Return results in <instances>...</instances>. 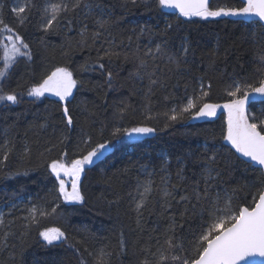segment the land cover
<instances>
[{
    "label": "trees",
    "instance_id": "1",
    "mask_svg": "<svg viewBox=\"0 0 264 264\" xmlns=\"http://www.w3.org/2000/svg\"><path fill=\"white\" fill-rule=\"evenodd\" d=\"M45 2L20 0V5L29 3L34 7L30 10L27 23L19 27L18 20L10 11L15 6V0H0V15L6 24L17 28L24 36L33 54L30 62L21 59L0 85L4 92L16 89L25 94L18 104L0 102V159L6 150L4 141L7 139L14 145L8 160L0 165V213L5 215V224L9 220L14 221L11 231L15 234L9 240L10 245H15L14 249L10 247L6 250L0 246V264H80L81 257L86 264H105V258L96 255L101 248L111 253L107 257V264H140L145 259L143 249L146 248L156 253L154 257H149L152 261H159L161 253L170 257L175 253H170L167 245L160 247L154 239L159 236L163 245L162 233L168 227L167 214L161 211L154 193L148 207L138 218L134 203L137 182L151 178L154 185H160L161 177L165 175L160 169L168 167L171 182L176 184V161L183 156L187 159L184 176L190 184L193 179L199 178L203 163L201 154L205 150H210L209 155L212 152L218 154L220 169H224L226 163L237 165L222 176L218 184V190L238 189L232 199L233 208L253 203V196L264 187V175L258 167L239 163V154H235V150L223 140L225 114L220 113L212 119H187L165 128L163 113L174 104H185L186 96L199 95L201 77L205 85L211 84L210 89H205L209 95L203 102L217 105L230 99L227 92L232 90L230 86L233 80L248 83L258 80L255 70L260 65L255 62V57L258 49L264 46V35H261L257 23L243 17L210 18L207 21L199 17H179L172 10L157 9L154 0H149L148 8L142 4L133 6L127 0H99L115 22L110 29L115 43L120 45L123 41V48L117 50L129 51L127 37L134 36L142 26L150 31L138 41L134 38L131 49L135 50L138 44L143 50L150 41L159 43L160 33L167 23L174 26L167 33L169 52L179 54L182 37H188L191 42L194 55H189L181 70L167 64L166 57L158 61L162 72L157 76L168 78L167 87L157 86L151 96L146 97L149 81L147 77L140 79L130 75L135 72L136 63L131 56L127 61L121 58L110 66L114 79L109 89L97 71L81 67L92 64L97 55L95 49L100 44L90 48L77 47L79 24L71 32L62 29L49 33L41 31V13ZM48 2L59 3V0ZM211 3L213 7L241 6V0H211ZM94 16L95 13L86 18L81 14L77 19L91 26ZM213 53L214 64L211 62ZM55 67H69L74 77L83 84L79 90L74 89V98H70L69 107L75 121L71 129L64 126L57 98L45 96L34 100L26 95L28 88ZM121 102L129 106L122 118L115 115ZM247 111L257 118L252 122L264 119V100L250 103ZM147 116L152 118L146 119ZM138 126L154 127L156 131L147 136L133 134L132 137H118L112 151L94 165L87 166L81 177L85 196L83 203L67 204L56 199L55 178L50 175L47 164L60 158L64 151H67L69 159L76 158L79 153L75 146L81 140L82 132L90 134L94 142L103 143L116 128ZM62 136L66 140L64 144H59ZM25 145L29 150L28 155H24ZM189 152L193 153L190 158L186 156ZM165 157L170 160V166L164 164ZM143 165H147L149 170L154 169L155 175L148 177L142 173ZM25 171L27 175L22 174ZM17 172L21 174L14 177L8 175ZM212 175L215 176V172ZM54 200L59 205L57 213L43 218L40 228L60 227L66 232L68 241L45 247L35 226L30 233L21 236L25 232L22 225L27 223L23 220L28 215L27 209L32 204L50 209ZM13 205L16 208L13 209ZM10 209L12 214L8 215ZM183 209L184 206L180 205L175 212L177 222L184 225L183 231L177 229V235L190 240L189 230H197L201 220L198 216L180 220ZM121 231L125 241L123 251L120 246ZM72 243L81 249L80 254L68 247ZM88 253L93 255L89 256ZM161 264L174 262L169 259Z\"/></svg>",
    "mask_w": 264,
    "mask_h": 264
},
{
    "label": "snow or ice",
    "instance_id": "2",
    "mask_svg": "<svg viewBox=\"0 0 264 264\" xmlns=\"http://www.w3.org/2000/svg\"><path fill=\"white\" fill-rule=\"evenodd\" d=\"M127 2L133 6L142 4L145 8L149 7V0H127ZM154 6L160 10H172L178 13L179 17H199L205 21L210 18L243 17L249 22L257 23L261 35H264V0H241L239 7H213L211 0H154ZM32 7L34 4L25 3L24 5L17 4L10 9L18 20L19 27H23L27 23ZM85 10L87 11L85 12ZM93 13L95 16L91 26L77 19L81 14L87 18ZM41 14L40 30L44 33L54 32L57 29L71 32L73 27L79 24L78 35L80 39L76 41L77 47L90 48L100 44V47L95 49L97 55L92 64L81 67L84 70L97 71L109 89H111L114 79L110 66L120 61L121 58L127 61L131 56L136 61L135 72L130 75L140 79L147 77L149 84L145 96L149 97L155 87H167L168 78L162 79L157 76V73L162 72L158 61H162L166 57L167 64L175 65L177 70H181V66L187 63L189 55H194L191 42L186 36L181 38L178 55L168 51L167 33L174 27L171 23H167L160 33L159 43L150 41V44L146 45L143 50L137 44L135 50H132L130 46L134 38L138 41L150 31L146 26H142L138 33H134V36L127 37L129 51L117 50L123 48V41L120 42V45L115 43V38L111 36L110 32L115 22L99 0H59V3H50L46 0ZM102 38L104 39L102 40ZM89 41H91V45ZM32 58L31 47L24 36L20 34L17 28L6 24L0 15V64L3 65L0 67V85L8 78L12 69L21 59L30 62ZM211 62L215 63L214 53ZM255 62L260 65L255 70L258 80L253 81V83L233 80L230 86L232 90L227 92L230 99L222 106L203 102V99L209 95L205 89H210L211 84L209 82L205 85L204 78L201 77L199 95L186 96L185 104H174L172 108L163 113L166 118L164 127L167 128L171 123L187 119L213 117L216 115L217 108L223 107L227 110L226 132L223 135V140L231 146V149L235 150V154H239L237 156L239 163L259 166L264 170V119L252 122L257 118L254 115L250 116L246 107L253 99L264 100V46L258 49ZM154 76L157 78L153 79ZM254 84H258V86H254ZM82 86V82L74 77V73L69 67H55L28 88L26 95L34 100L45 97L46 94L58 98L57 103L60 105L64 126L71 129L75 121L71 114L72 109L69 107L70 98H74V89L79 90ZM24 95V93L17 92L16 89L4 92L3 87H0V102L18 104ZM128 110L129 106L121 102L115 115L122 118ZM151 118V116L146 117V119ZM41 127L44 126L41 125ZM155 131L156 128L148 126H138L131 129L116 128L110 133V138L103 143L94 142L90 134L82 132L81 140L75 146L76 152L79 153L76 158L69 159L67 151H64L60 158L53 159L47 164L50 175L55 178L56 199L67 204L83 203L85 196L82 192L81 174L85 172L86 166L94 165L112 151L115 148L114 142L118 140V137L124 135L132 137L133 134L147 136ZM65 140L66 137L62 136L58 143L64 144ZM4 146L6 150L0 159V165L8 160L9 153L14 148V145L7 139L4 141ZM209 151L205 150L201 154L203 163L199 178L193 179L190 184L184 176L187 159L183 156L178 157L176 161V178L178 181L176 184L171 182L168 167H161L160 169L161 172L165 173L161 177L160 185H154L151 178L137 182V195L134 197V203L138 218L142 216V211L148 207L155 193L160 202L161 211L167 214L168 227L162 233L163 245H161L159 236L154 239L157 245L160 247L167 245V250L170 253H175L170 257L161 253L159 261H152L149 257H154L156 253L152 252L150 248H146L143 249L145 259L140 261V264H161V262H167L169 259L174 264H240L241 261L244 264H264V261L255 259L257 255L264 257V188L258 190L253 196L251 205L233 208L232 199L238 189L224 188L218 190V184L221 177L230 173L237 165L226 163L225 168L220 169L218 167V154L212 152L209 155ZM28 154L29 150L25 145L24 155ZM192 155L191 152L186 154L188 158ZM170 163V160L165 157L164 164L170 166ZM141 171L148 177L155 175V170H149L147 165L141 166ZM213 172H215V176L212 175ZM20 174L17 172L8 175L14 177ZM22 174L27 175V171ZM180 205L184 206L183 212L180 213V220L190 219L192 216H198L201 220L197 230H189L190 240L177 235V229L183 231L184 228L182 223L177 222L175 215ZM58 207L59 205L55 203V200L50 209L32 204L27 209L28 215L23 217L27 223L22 225L25 232L20 235L24 236L26 233H30L31 228L35 226L38 230V237L45 247L66 243L68 236L60 227L40 228V221L43 218L55 216ZM12 208H16V205H13ZM11 214L12 209L9 210L8 215ZM13 223L14 221L9 220L5 224V215L0 213V236H2L0 246L6 250L10 247L15 248L14 244H9L10 238L15 235L11 231ZM137 223L139 226V219ZM5 228L8 230L4 231ZM120 236V246L123 251L125 248L123 231H121ZM68 247L77 254L81 252L75 243L68 244ZM157 250L159 251V248ZM84 251L87 252V249ZM12 255L15 259V252ZM88 255L93 254L88 253ZM96 255L98 258H105V264H107V257L111 256V253L101 248ZM80 264H86L83 257H81Z\"/></svg>",
    "mask_w": 264,
    "mask_h": 264
},
{
    "label": "water",
    "instance_id": "3",
    "mask_svg": "<svg viewBox=\"0 0 264 264\" xmlns=\"http://www.w3.org/2000/svg\"><path fill=\"white\" fill-rule=\"evenodd\" d=\"M260 100H261V99H259V98L253 99L252 101H250V102L246 105V107H247L250 103L255 102V101H260ZM222 105H223V104H221V106H222ZM226 112H227L226 109H224L223 107H219V108H217V110H216V115H215V116H213V117H208V118H198V120H202V119H212V118L218 116V114H220V113L225 114ZM254 167H258V168H260L259 166H254ZM260 169H261V168H260ZM261 171H262V173H263V175H264V170L261 169ZM263 188H264V187H263ZM245 259H248V258H245ZM255 259L258 260V261H264V257H259L258 255L255 257ZM240 264H244V262L241 261Z\"/></svg>",
    "mask_w": 264,
    "mask_h": 264
},
{
    "label": "rangeland",
    "instance_id": "4",
    "mask_svg": "<svg viewBox=\"0 0 264 264\" xmlns=\"http://www.w3.org/2000/svg\"><path fill=\"white\" fill-rule=\"evenodd\" d=\"M19 4L20 5V0H15V6ZM46 96H49L46 94ZM49 97H52V96H49ZM56 98V97H55ZM58 99V98H57ZM225 121L227 122V112L225 113ZM87 167V166H86ZM83 174V173H82ZM82 174H81V177H82Z\"/></svg>",
    "mask_w": 264,
    "mask_h": 264
}]
</instances>
